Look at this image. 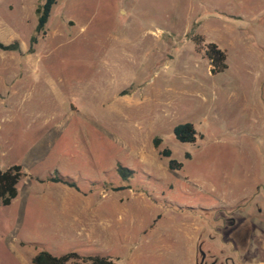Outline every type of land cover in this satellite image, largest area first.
<instances>
[{
  "label": "rangeland",
  "instance_id": "rangeland-1",
  "mask_svg": "<svg viewBox=\"0 0 264 264\" xmlns=\"http://www.w3.org/2000/svg\"><path fill=\"white\" fill-rule=\"evenodd\" d=\"M39 2L0 0V43L20 48L0 49V169L24 172L0 207V264L41 250L264 264V195L236 203L264 186V0H56L28 53ZM193 36L226 51V70L210 74ZM185 122L194 144L173 138ZM55 173L78 190L47 182Z\"/></svg>",
  "mask_w": 264,
  "mask_h": 264
},
{
  "label": "trees",
  "instance_id": "trees-1",
  "mask_svg": "<svg viewBox=\"0 0 264 264\" xmlns=\"http://www.w3.org/2000/svg\"><path fill=\"white\" fill-rule=\"evenodd\" d=\"M56 0H40L35 8L36 25L34 33L30 38L28 53L33 52L34 45L38 40L46 35V24L50 17L52 7L55 5ZM193 42L197 52L203 54V58L207 60L210 67V74L214 76L226 70V51L219 48L217 44L212 42H205L202 38L193 36ZM0 49L8 52L20 51L18 42H13L8 45L0 43ZM172 135L175 141L181 144H194L200 136L196 131L194 125L189 122L177 124L172 130ZM160 140L155 139L153 146L158 147ZM169 150H163L160 155L163 157H170ZM182 168V163L175 161L174 159L168 160V169L175 171ZM115 172L123 182H128L132 178L134 172L120 164L115 167ZM24 177V172L20 165H12L5 169H0V207L9 206L18 195V184ZM47 182L62 184L69 188L78 190L76 182L55 173L54 175L46 179ZM129 189V187L120 186L112 188L113 191H122ZM238 225L234 231L245 226ZM226 240L234 241L235 246L238 245V241L233 236L226 237ZM204 240L198 238L197 240V254L196 258H203L205 250H202V244ZM241 251V249H239ZM32 264H119L115 260L101 255H80L75 251H70L61 255H53L46 250H41L31 260Z\"/></svg>",
  "mask_w": 264,
  "mask_h": 264
},
{
  "label": "crops",
  "instance_id": "crops-1",
  "mask_svg": "<svg viewBox=\"0 0 264 264\" xmlns=\"http://www.w3.org/2000/svg\"><path fill=\"white\" fill-rule=\"evenodd\" d=\"M260 187H261V189H260ZM261 195H264V186H262V184L261 183H258V184H256L255 186H254V188L251 190V192L249 193V194H247L246 196H244V197H242L239 201H237L236 203H238V202H242V201H244V200H249V199H253V198H259V196H261ZM246 208H248V210H250V213L248 214L249 216L247 217V220L248 219H250V225L252 226V227H255V226H257V224H256V222L255 221H258L257 219V217H255L254 218V215H253V209H256L257 207L254 205L253 207L252 206H249V207H246ZM256 211L258 212V208L256 209ZM253 229V228H252ZM254 231H255V228L253 229ZM253 231V232H254ZM255 233V232H254ZM254 233H251V235H250V238H246V240L248 241V242H253L254 241ZM228 241V242H227ZM227 241H225L224 243H225V245L226 244H228V246L230 247V250H232L233 252H235L236 253V255L237 256H239V254H241V252H240V250L239 249H236L235 248V242L234 241H229V240H227Z\"/></svg>",
  "mask_w": 264,
  "mask_h": 264
},
{
  "label": "flooded vegetation",
  "instance_id": "flooded-vegetation-1",
  "mask_svg": "<svg viewBox=\"0 0 264 264\" xmlns=\"http://www.w3.org/2000/svg\"><path fill=\"white\" fill-rule=\"evenodd\" d=\"M207 253H209V251H207ZM204 256H205V254H204ZM204 256H203V259H205ZM203 264H208V263L207 262H205V263L203 262ZM209 264H216V260H212L211 263H209Z\"/></svg>",
  "mask_w": 264,
  "mask_h": 264
}]
</instances>
